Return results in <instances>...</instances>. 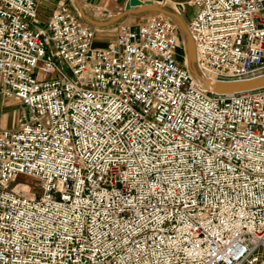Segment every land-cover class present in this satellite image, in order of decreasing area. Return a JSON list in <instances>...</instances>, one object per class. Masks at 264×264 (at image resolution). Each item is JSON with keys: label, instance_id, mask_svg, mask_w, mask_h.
I'll return each mask as SVG.
<instances>
[{"label": "built area", "instance_id": "obj_1", "mask_svg": "<svg viewBox=\"0 0 264 264\" xmlns=\"http://www.w3.org/2000/svg\"><path fill=\"white\" fill-rule=\"evenodd\" d=\"M189 3L196 75L168 16L95 49L75 11L35 28L36 0H0L1 93L27 112L0 133V264H264V88L201 81L264 75V0Z\"/></svg>", "mask_w": 264, "mask_h": 264}, {"label": "rangeland", "instance_id": "obj_2", "mask_svg": "<svg viewBox=\"0 0 264 264\" xmlns=\"http://www.w3.org/2000/svg\"><path fill=\"white\" fill-rule=\"evenodd\" d=\"M187 0H140L143 4L145 2H152L153 5L162 6L165 10L176 13L178 16L181 17L183 25L186 27V24L192 18V15L196 12V7L189 3L186 5V9L184 13H181V9L178 8L177 4H181L186 2ZM82 4L85 5L83 8H87L90 11V17L97 21H105L109 18L113 17L116 13L121 12L124 8L126 0H81ZM90 5L95 6L94 9L90 7ZM106 11L105 14H100L99 11ZM77 13V12H76ZM152 17H165L164 14H157L153 12L144 11L139 14H129V16L123 17V19L119 20L118 22L110 25L109 30H111V34L115 33V30L120 25H135L139 22L144 21V19L152 18ZM34 27H43L42 23H34ZM177 31L179 34V43L177 45V60L180 64H184L187 62V52L189 50V39L187 35L181 31L179 25L177 26ZM98 37V36H96ZM94 47L96 45H93ZM188 63V62H187ZM36 76H39V72H35ZM26 111V109H25ZM19 186L16 188L19 190H24L27 192L29 190L31 193L36 192L38 187H36V182L31 178L27 177H19L16 181ZM25 186V187H24Z\"/></svg>", "mask_w": 264, "mask_h": 264}, {"label": "water", "instance_id": "obj_3", "mask_svg": "<svg viewBox=\"0 0 264 264\" xmlns=\"http://www.w3.org/2000/svg\"><path fill=\"white\" fill-rule=\"evenodd\" d=\"M75 4L77 5V12L80 19L86 21L88 24L93 26L94 28L99 27H107L113 25L114 23L118 22L119 20L123 19V17L129 16V14H139L144 11L153 12L157 14H164L174 20H176L177 24L179 25L181 31H183L188 39L189 33L186 30V27L183 25L182 19L176 13H171L165 10L162 6L153 5L152 2H145L144 4L140 2V0H127L124 8L121 12L116 13L113 17L109 18L105 21H97L90 17V11L87 8H83L78 4L77 0H74ZM100 14H105L106 11L102 10L99 11ZM189 50L187 52V62L189 65L190 72L196 75V71L193 68V46L191 42H189ZM201 81L206 88L207 91H211L217 95H230V94H237L238 92H245V91H253V89L264 88V75L255 76L251 79H244V80H237V81H213V80H204L201 78Z\"/></svg>", "mask_w": 264, "mask_h": 264}, {"label": "crops", "instance_id": "obj_4", "mask_svg": "<svg viewBox=\"0 0 264 264\" xmlns=\"http://www.w3.org/2000/svg\"><path fill=\"white\" fill-rule=\"evenodd\" d=\"M77 2L81 7H85L81 0H77ZM36 5L37 18L35 23H42L43 27L48 22V18L59 7H65L67 9L69 8L70 10L77 12V5L75 4L74 0H36ZM90 7L92 9L95 8L93 5H90ZM109 27L110 26L96 28L93 42V45L96 46L94 47L92 45L93 48H104L109 42L114 40L116 33L111 34ZM25 113L27 112L19 101L13 98H6L2 95L0 82V133L2 131H11L16 129L20 116Z\"/></svg>", "mask_w": 264, "mask_h": 264}, {"label": "bare ground", "instance_id": "obj_5", "mask_svg": "<svg viewBox=\"0 0 264 264\" xmlns=\"http://www.w3.org/2000/svg\"><path fill=\"white\" fill-rule=\"evenodd\" d=\"M203 89H204L205 91H207L205 87H203ZM24 187H25V186H24Z\"/></svg>", "mask_w": 264, "mask_h": 264}]
</instances>
